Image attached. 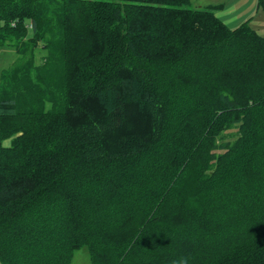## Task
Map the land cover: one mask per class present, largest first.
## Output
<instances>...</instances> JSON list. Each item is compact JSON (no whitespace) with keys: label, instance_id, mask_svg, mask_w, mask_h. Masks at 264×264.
I'll return each mask as SVG.
<instances>
[{"label":"trees","instance_id":"obj_1","mask_svg":"<svg viewBox=\"0 0 264 264\" xmlns=\"http://www.w3.org/2000/svg\"><path fill=\"white\" fill-rule=\"evenodd\" d=\"M219 6L0 0L1 264H264V36Z\"/></svg>","mask_w":264,"mask_h":264},{"label":"crops","instance_id":"obj_2","mask_svg":"<svg viewBox=\"0 0 264 264\" xmlns=\"http://www.w3.org/2000/svg\"><path fill=\"white\" fill-rule=\"evenodd\" d=\"M231 1L232 0H211L210 3H207L205 6L220 5L217 9H215V14L230 28L237 27L245 21H248L250 26L255 30L257 28L264 27V7L261 6L260 8L258 4V0H255V1L254 0H239V1L235 0L236 5L233 7L229 6ZM248 2L253 5L255 4V5L253 8L251 5V7L245 9L244 10L245 12H244L242 8L246 6ZM201 4H205V3H201ZM200 7L202 6L200 5ZM259 9L261 10L260 14L258 13ZM238 10H241L243 12H238ZM230 25H234V26H230Z\"/></svg>","mask_w":264,"mask_h":264},{"label":"rangeland","instance_id":"obj_3","mask_svg":"<svg viewBox=\"0 0 264 264\" xmlns=\"http://www.w3.org/2000/svg\"><path fill=\"white\" fill-rule=\"evenodd\" d=\"M211 0H190V5L191 7H197V6H202L204 7L207 3H210ZM239 1V0H237ZM255 1V0H254ZM201 3H205V4H201ZM236 5V1L235 0H232L231 3L229 4V6L233 7ZM252 5V8L254 7L253 4L251 3H247L246 6H244L242 9L243 11L249 7H251ZM251 8V10H252ZM261 8V7H260ZM241 9V10H242ZM241 10H238V12H243ZM255 10V8H254ZM245 12V11H244ZM258 13L260 14L261 13V10L259 9ZM251 14V13H249ZM230 26H234V25H230ZM257 32L261 35L263 34L264 36V27H260V28H257L256 29ZM43 54V53H41ZM15 58H16V55L14 53V51L10 50V49H3L2 50V53L0 55V74L3 70L11 67L14 62H15ZM233 132L234 130H229L228 133H229V139H233ZM7 143V141L5 142ZM1 264V263H0ZM71 264H91V261L89 259V254H88V251L85 247H82L81 249L77 250L72 258V261H71Z\"/></svg>","mask_w":264,"mask_h":264},{"label":"clouds","instance_id":"obj_4","mask_svg":"<svg viewBox=\"0 0 264 264\" xmlns=\"http://www.w3.org/2000/svg\"><path fill=\"white\" fill-rule=\"evenodd\" d=\"M178 264H188L187 259H181L180 261H178Z\"/></svg>","mask_w":264,"mask_h":264}]
</instances>
